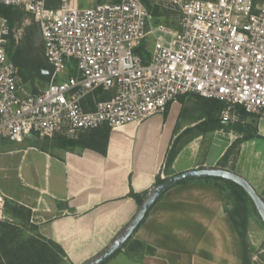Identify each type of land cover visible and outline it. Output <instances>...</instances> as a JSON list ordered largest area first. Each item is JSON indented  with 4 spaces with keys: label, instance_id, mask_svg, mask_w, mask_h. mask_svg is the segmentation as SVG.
Here are the masks:
<instances>
[{
    "label": "built area",
    "instance_id": "obj_1",
    "mask_svg": "<svg viewBox=\"0 0 264 264\" xmlns=\"http://www.w3.org/2000/svg\"><path fill=\"white\" fill-rule=\"evenodd\" d=\"M167 1L175 27L143 0H0L33 16L50 71L43 89L25 85L0 18V145L140 123L188 94L264 121V0Z\"/></svg>",
    "mask_w": 264,
    "mask_h": 264
},
{
    "label": "crops",
    "instance_id": "obj_2",
    "mask_svg": "<svg viewBox=\"0 0 264 264\" xmlns=\"http://www.w3.org/2000/svg\"><path fill=\"white\" fill-rule=\"evenodd\" d=\"M181 112L176 101L166 114L109 129L104 154L92 148L89 137L107 127L79 133L85 147L29 146L22 155L24 184L38 194L17 201L32 210L39 233L64 250L69 264L101 253L132 220L140 206L134 194L143 201L157 184L174 139L185 128L179 123ZM26 140L2 144L19 147ZM182 156L179 152L174 159ZM193 168L198 166L184 164L176 171ZM207 179H186L169 188L103 264H234L233 235L239 234Z\"/></svg>",
    "mask_w": 264,
    "mask_h": 264
},
{
    "label": "rangeland",
    "instance_id": "obj_3",
    "mask_svg": "<svg viewBox=\"0 0 264 264\" xmlns=\"http://www.w3.org/2000/svg\"><path fill=\"white\" fill-rule=\"evenodd\" d=\"M89 1L80 0V5L88 6ZM149 2L150 6L158 5L159 7L160 14L154 15L146 6L152 14L154 22L170 27L177 25V11L167 0H149ZM12 10V25L5 18L10 31L7 46H9L10 52L17 54L19 58V62L16 64L19 66L25 85L32 91H38L43 89L49 81L45 72L39 74L34 68L28 66L31 59H45L39 27L33 16L25 10L17 7H13ZM0 18L4 17L0 16ZM150 47H152V42ZM26 63L28 65H25ZM66 75L67 72L59 75V79H63ZM219 101L222 102L221 107L212 109L214 107L203 103L194 94L179 98L178 102L182 109L179 123L185 124L183 131L191 127L194 128L191 131L188 130L174 144L177 154L182 152L183 156L179 160L174 159L169 166L165 167L160 178L163 179L176 173V170L184 164L236 170L256 186L257 192L264 199V121L241 113L238 107L228 108L229 105L226 102ZM225 110H228V121H224L222 118ZM215 120L217 124L213 126L212 122ZM203 121L210 125L209 128L204 130L195 128V125ZM58 137L76 139L79 136L46 138L32 135L27 138L25 143L18 144L19 147L0 145V264H22V261L29 264L32 261L31 256L35 251L34 243L26 241L39 232L38 224L32 217V210L21 205L17 199H32L38 192L24 184L25 173L22 172V168L20 169V164L22 155L28 154L29 146L44 150L53 146L52 142ZM64 146L73 145L66 143ZM19 156L20 161L17 163ZM174 161L177 164L176 167L172 166ZM24 169L26 170V168ZM206 183L215 187L220 193L227 218L229 217L230 220L233 218L238 226H241L243 219L246 220L244 243L249 264L255 260L264 262V223L251 200L247 197L243 203L238 202L230 185L222 180L209 178ZM27 209H30L29 219L26 218ZM4 233H7L5 238H3ZM233 242V263L237 264L239 260L241 264L244 253L240 236L236 233L233 235ZM47 253L49 254V252ZM41 264L69 263L66 257L60 256L58 262H52L49 258L47 261L43 260Z\"/></svg>",
    "mask_w": 264,
    "mask_h": 264
},
{
    "label": "trees",
    "instance_id": "obj_4",
    "mask_svg": "<svg viewBox=\"0 0 264 264\" xmlns=\"http://www.w3.org/2000/svg\"><path fill=\"white\" fill-rule=\"evenodd\" d=\"M143 2L151 10V12L154 15L160 14L158 5H154L152 7V6H150L149 0H143ZM12 8H13L12 6L0 5V16L6 18L11 25L13 23V10H12ZM7 53L9 55V57L11 58V60L18 64L19 58H18L17 54L10 52L9 46H7ZM29 63H30V65H28L27 63L25 65H28V66L34 68L36 70V72H38L39 74H42V72H44L45 70H49V66L47 65L45 59H43V58L31 59V61ZM45 77H47V76L45 75ZM194 95L196 98L201 99L203 101V103L210 105V107H214L212 109H215V107L216 108L221 107L222 102L217 100V99L204 98V97H201L197 94H194ZM169 106L170 105H168L167 109L164 111V114H166L168 112ZM238 108H239L241 113H243L245 115H251V114L243 111V109L240 106H238ZM216 122H217L216 120L212 122L213 126H215L217 124ZM209 126L210 125H208L205 121H203V122L195 125V128L204 130L205 128H209ZM193 128L194 127H191L190 129H185L179 135H177V137L174 139L172 147H171L169 154H168L166 161H165V165H164L165 167L169 166L172 163V161L174 160V158L177 154V149H174V144H176L180 140L182 135L187 133L188 130H190V131L193 130ZM108 130H109V128H105V130H102L101 132H98V133H94L93 135H91L89 137V141L92 143V148L98 150L99 152H101L103 154L106 151L105 147H106V143H107V132H108ZM46 138H49V137H46ZM66 143H68L70 145H80V146H84V147L88 146V145H86L87 142H85V139H83L82 137H78L76 139H65L63 137H58V138H55L54 141L52 142V144H54L56 146H62V147H64V145ZM213 179L222 180V181L226 182L227 184H229L231 191L234 194V196L236 197V199L238 200V202L243 203L245 201V199L248 197V195L245 193V191L236 183L228 181V180H224L221 178H213ZM161 180L162 179L160 177H158L157 183L161 182ZM134 197H135L136 201L138 202V204H141L142 198L138 194H134ZM27 210H28V214L26 215V218L29 219L30 209H27ZM231 219H232L235 227L237 228L238 234H239L240 239H241V243H242V247H243V253H244L243 264H249V260H248V257L246 255V250H245V243H244L245 221L246 220L243 219V223L241 224V226H238V224L235 222V220L233 218H231ZM6 234L7 233H4L3 238H5ZM26 242L27 243L29 242L31 244L34 243L33 249H35V251H33L34 253L31 256L32 261L29 264H41L43 262V260L47 261V259H49V258H51L52 262H58L60 260V256L65 257L64 250L56 242L52 241L51 239H47L46 237H44L39 232H37L31 238L29 237V239H27ZM40 242H42V243H40ZM37 243L39 245H36ZM46 251L49 252V254ZM22 262H23L22 264H28L27 262H24V261H22Z\"/></svg>",
    "mask_w": 264,
    "mask_h": 264
},
{
    "label": "water",
    "instance_id": "obj_5",
    "mask_svg": "<svg viewBox=\"0 0 264 264\" xmlns=\"http://www.w3.org/2000/svg\"><path fill=\"white\" fill-rule=\"evenodd\" d=\"M44 72L47 75H49L50 73L49 70H45ZM192 178H221L236 183L248 195L249 199L253 203L257 213L264 223V199L245 177L232 170L219 167H198L187 169L171 174L163 178L161 182L157 183L142 201L136 214L128 223V225L123 229V231L110 243V245L106 249L83 264H103L106 260H108L112 255H114L119 249L123 247L126 241L132 236V234L141 224L154 203L169 188L183 180Z\"/></svg>",
    "mask_w": 264,
    "mask_h": 264
}]
</instances>
